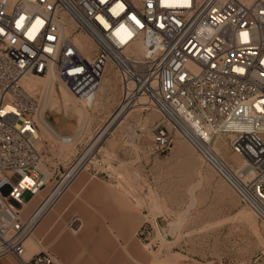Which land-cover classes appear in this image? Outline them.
I'll return each mask as SVG.
<instances>
[{"label":"built area","instance_id":"obj_1","mask_svg":"<svg viewBox=\"0 0 264 264\" xmlns=\"http://www.w3.org/2000/svg\"><path fill=\"white\" fill-rule=\"evenodd\" d=\"M109 67L120 88L111 115L144 97L158 114L151 150L167 149L170 132L182 137L264 227V0H0V260L61 264L47 249L25 255L32 230L20 210L53 173L31 215L81 171L115 177L93 143L107 120L84 142L85 127L59 133L57 143L79 148L45 174L46 94L22 79L51 77L89 110ZM222 146L241 165L226 163Z\"/></svg>","mask_w":264,"mask_h":264},{"label":"rangeland","instance_id":"obj_2","mask_svg":"<svg viewBox=\"0 0 264 264\" xmlns=\"http://www.w3.org/2000/svg\"><path fill=\"white\" fill-rule=\"evenodd\" d=\"M68 27L72 30L69 24ZM105 76L109 79L108 95L101 99L97 93V103L89 110L84 108L90 119L83 126L85 137L82 142L92 137L95 129L105 123L118 103L120 88L115 71L106 68ZM38 81L30 92L40 93L43 89V94L49 96L48 80L44 78ZM46 111L43 117L53 130L38 123V146L43 167L50 176L51 166L62 169L79 148V145L74 147L57 143L55 134L60 133L58 130L74 132L79 119L73 110L66 115L56 108ZM157 120L158 114L153 108L136 109L113 127L98 154L105 164L110 163L109 171L115 176L114 180L81 171L76 178L82 176L83 182L72 188L71 183L75 178L59 195L67 199L64 205L71 201L69 210L61 212L62 203L54 212L55 202L51 205L47 214L53 213L54 226L42 232L34 229V242L32 235L25 241V255L47 249L60 257L61 264H264V227L248 207L239 203L229 186L202 162L197 152L172 132L167 149L163 152L151 150V128ZM220 150L222 156L229 160L224 146ZM6 173L11 174V171L7 170ZM53 177L54 173L46 186L20 209L22 218H28L53 184ZM89 180L103 181L109 189L118 191L120 196L134 199L130 208L123 210L118 223L106 224L103 220L98 225L104 228L99 231L100 235L94 231L96 216L91 210L79 208L76 204L81 196L77 193L86 190L82 188L84 182ZM97 190L105 188L101 186ZM28 197L29 193L26 192L23 198ZM75 218H78V228L69 227L68 223ZM145 218L150 220L152 227L147 223L146 236L140 242L133 237V233L121 230L129 226L132 220L137 228ZM156 218L165 224L168 238L164 239L168 242L161 241ZM170 221L176 223L173 228L168 226ZM86 223L90 230L85 229ZM62 234L68 235L67 245L58 248L52 242L57 238L61 240L59 236ZM134 245L140 246L141 251L147 254L146 259L133 258L129 254V249H133Z\"/></svg>","mask_w":264,"mask_h":264},{"label":"crops","instance_id":"obj_3","mask_svg":"<svg viewBox=\"0 0 264 264\" xmlns=\"http://www.w3.org/2000/svg\"><path fill=\"white\" fill-rule=\"evenodd\" d=\"M47 112V111H46ZM58 132L60 133H69L71 132V130H58ZM83 182V178L78 177L76 178L71 184H72V188H76L78 187L79 184H81ZM104 187L105 190L102 191H98L97 188L98 187ZM82 189H86L85 191H79L77 194L81 195L79 196L80 199H78V201L76 202L77 207L79 208H84L86 210H91V213H93L96 217H95V227H94V231H103V226H98L99 224H102V221L105 220L106 224H113V223H118L120 217L123 214V210L125 209H129L130 204L133 203V198L131 196H120L118 191L113 190V189H109V187L107 186V184L103 181H97V180H89L87 182H84L83 188ZM96 189V190H95ZM63 195V194H62ZM76 199V198H75ZM67 199L63 198V196L58 197V199L55 201V207H54V212L56 210H58L60 208V205L63 203V205L65 204ZM65 201V202H64ZM53 205V204H52ZM71 204L70 202H67L66 205H64L61 208V212H65L67 210H69ZM52 207V206H51ZM50 207V208H51ZM49 208V209H50ZM48 209V210H49ZM47 210V211H48ZM45 212L42 217L37 221V223L34 225L33 230H32V242H34V238L35 235L33 234L34 229H36L37 231L42 232L43 229H46L47 227L49 229H51L54 226V220L52 218L53 213L47 214L48 212ZM100 213L102 215H100ZM147 215V214H146ZM51 220H53L51 222ZM84 222H86V219L83 220V224ZM104 222V223H105ZM144 223H146L145 225H143ZM149 225H148V224ZM147 225L149 227L151 226V222L150 220H147V218H145L140 224L139 226L136 228L135 227V223L134 220H132V223L129 226L123 227L121 228V230H127L131 233H133V237L136 238L137 241L140 242V240H143L145 235V230H147ZM145 226V227H144ZM90 230L91 228L88 226V224H85V229ZM114 228V226H113ZM112 228V229H113ZM144 228V230H142ZM111 229V227L109 228ZM111 229V230H112ZM153 229V228H152ZM65 234H62V236L60 235L59 237H61V240L59 238H57L56 240H53L52 244L55 243V246H57L58 248L61 246H66L67 245V236H63ZM100 235V232H99ZM65 241V242H64ZM51 244V243H50ZM49 244V245H50ZM96 245H98L96 243ZM138 245V244H136ZM51 251V250H50ZM56 251L58 253V249L56 248ZM53 253V252H52ZM59 253H60V249H59ZM56 256H58L56 253H54ZM61 254V253H60ZM129 254L135 258H147V254L141 251L140 246H136L134 245L133 249H129ZM58 258L60 259V257L58 256ZM61 260V259H60ZM0 264H17V262H15V258L12 255H7L4 258H2L0 260Z\"/></svg>","mask_w":264,"mask_h":264},{"label":"bare ground","instance_id":"obj_4","mask_svg":"<svg viewBox=\"0 0 264 264\" xmlns=\"http://www.w3.org/2000/svg\"><path fill=\"white\" fill-rule=\"evenodd\" d=\"M44 78L48 80L50 86L48 89L49 96H45V98L43 99L42 107H41L42 110H40V113L37 115V119H38L40 126L42 125L48 130H53V129H51V127L49 126L47 121L44 119L43 115H44V112L46 109H47V111H49V110L56 108L57 111L59 109V112H62L64 115H66L68 113V111L73 110L74 113L78 115V119H79V122L76 121L75 130H77L79 128H84L83 126L85 125V121L87 122L90 119V117H89V115H86L87 112L85 111L84 107L82 105H80L78 102H76L75 97L70 93V91L64 85L60 84L59 87L57 88L53 84V79L51 77H42V76H36V75L25 76L22 79V85L24 86V88L26 90L30 91V90H33L37 86V84L39 83L38 80H40V79L43 80ZM108 87H110L109 86V79L104 75L103 80H102V84L99 87L98 97L100 96V98L102 99V97L104 95L107 96L108 95V92H107ZM55 89H57V91H55ZM95 101H96V99H95ZM95 103H97V102H95ZM149 108H152V107L148 106V104L145 103L144 97L135 98L132 103L130 102L126 106L125 109H123L122 111L120 110L118 112L119 114H113L110 116L109 119H107L105 125L102 127L101 130H99V132L97 133L95 138H93V143L98 145V146H101L102 142H104V140H106L108 138L107 137L108 133L113 129V127H115V125L117 123L125 120L126 116L131 111L136 110V109H149ZM58 134L59 133H56L55 136L57 137ZM220 154L222 155V152ZM229 156H230L229 160L225 159L222 156L225 159L226 163H228L229 165H231L233 167L241 165V161L238 159V157H235L233 155H229ZM43 171L45 172L46 175H48V171L46 168L43 167ZM193 189L194 188H192V190ZM54 191L55 192L50 196V198L33 215L30 214L28 216V218H26L28 227L31 230H32L33 226L37 223V221L42 217V215L53 204V197H54V195H56L58 189H56ZM25 204H26V202L24 203V205ZM175 225H176L175 222H172V221L168 222L169 228H173ZM155 227H156V225H155ZM156 232L159 233L157 228H156ZM30 236H28V237H30ZM160 238L162 239L161 241H164V240L167 241L166 239H164V237H161V234H160Z\"/></svg>","mask_w":264,"mask_h":264},{"label":"water","instance_id":"obj_5","mask_svg":"<svg viewBox=\"0 0 264 264\" xmlns=\"http://www.w3.org/2000/svg\"><path fill=\"white\" fill-rule=\"evenodd\" d=\"M156 224L159 227L160 230V234L164 237V238H168V234L165 230V224L163 222H161V220L159 218H156Z\"/></svg>","mask_w":264,"mask_h":264}]
</instances>
